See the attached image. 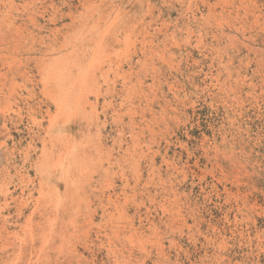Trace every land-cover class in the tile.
Instances as JSON below:
<instances>
[{
  "label": "rangeland",
  "instance_id": "1",
  "mask_svg": "<svg viewBox=\"0 0 264 264\" xmlns=\"http://www.w3.org/2000/svg\"><path fill=\"white\" fill-rule=\"evenodd\" d=\"M107 29L88 115L52 124L48 70ZM0 71V264H264V0H0Z\"/></svg>",
  "mask_w": 264,
  "mask_h": 264
},
{
  "label": "bare ground",
  "instance_id": "2",
  "mask_svg": "<svg viewBox=\"0 0 264 264\" xmlns=\"http://www.w3.org/2000/svg\"><path fill=\"white\" fill-rule=\"evenodd\" d=\"M5 4V3H4ZM96 4V3H95ZM99 8V7H98ZM123 10V9H122ZM121 12V11H120ZM7 13V12H6ZM11 13V12H10ZM13 14V13H12ZM114 19V18H113ZM33 20V19H32ZM34 22V21H33ZM107 22V21H106ZM109 25V24H108ZM15 26V25H14ZM138 30V29H137ZM2 32H4V31H2ZM106 32H108V29L107 30H105L104 32H102L101 34H99V39L98 38H96L95 39V41H94V44L92 45V46H90V47H88L87 46V50L86 51H84V53H81V56H80V58L78 59H76V60H73V59H71V58H68V57H64V58H62L60 61H58V63H56V65L55 66H53L52 67V69H50V70H48L49 72L48 73H50V76H47V77H45L44 78V86H45V89H48V91H49V93H50V98H51V100H53V102H54V104H55V106H56V108H57V112H56V115H54V116H52L51 118H50V122L52 123V124H55L56 122H58V121H60V120H62V119H64V118H67V121H66V124H69L68 123V121H71L72 119H74V118H76L78 115H80L81 113H85V114H87L88 115V108L89 107H91L92 106V102H91V98H92V95H96V91H95V87L97 88V85L98 84H96V82H98V78H97V72H98V70H102V68H103V64H104V62L105 61H107L106 59H107V57H106V54H105V36H106ZM141 32V31H140ZM144 32V31H143ZM30 34V33H29ZM139 34V33H138ZM146 36V35H145ZM144 36V37H145ZM3 37V36H2ZM13 37H15V36H13ZM82 38V37H81ZM145 40V39H144ZM108 41V40H107ZM15 42H17V41H15ZM14 42V43H15ZM93 43V42H92ZM16 44V43H15ZM21 44V43H20ZM109 44V43H108ZM12 45V44H11ZM32 45V44H31ZM112 49V48H111ZM15 50V49H14ZM77 50V49H76ZM117 51V50H116ZM116 51H114V52H116ZM108 52V51H107ZM30 55V54H29ZM9 56H10V54H9ZM15 56V55H14ZM15 58V57H14ZM68 58V59H67ZM7 60V59H6ZM9 60V59H8ZM10 61V60H9ZM15 61V60H14ZM115 61V60H114ZM11 62V61H10ZM8 63V62H7ZM132 63V62H131ZM16 64H18V63H16ZM9 65V64H8ZM133 65V64H132ZM133 67V66H132ZM13 68V67H12ZM114 68V67H113ZM117 68V67H116ZM106 69V68H105ZM25 70V69H24ZM16 71V70H15ZM1 72V71H0ZM2 73V72H1ZM19 73V72H18ZM17 73V74H18ZM3 74H4V72H3ZM2 74V75H3ZM14 74V73H13ZM7 76V75H6ZM128 76V75H127ZM3 77H4V75H3ZM130 79H132V78H130ZM139 80H141V79H139ZM8 81V80H7ZM16 81V80H15ZM132 83V82H131ZM139 83V82H138ZM127 84V83H126ZM130 83H128V85H129ZM5 85V84H4ZM38 86V85H37ZM4 88V87H3ZM13 91V90H12ZM140 93V92H139ZM30 94V93H29ZM47 94H48V92H47ZM2 95V94H1ZM14 95V94H13ZM102 95V94H101ZM120 95V94H119ZM122 96V95H121ZM95 97H97V96H95ZM142 97V96H141ZM7 98V97H6ZM94 99V98H93ZM138 99V98H137ZM140 99V98H139ZM42 100V99H41ZM95 100V99H94ZM112 101V100H111ZM12 102V101H11ZM43 102V101H42ZM47 102V101H46ZM2 103V102H1ZM112 103V102H111ZM94 104H95V102H94ZM135 104V103H134ZM116 106V105H115ZM50 107V106H49ZM44 108V107H43ZM117 108V107H116ZM115 108V109H116ZM121 108V107H120ZM9 109V108H8ZM97 109V108H96ZM6 110V109H5ZM29 110V109H28ZM27 110V111H28ZM52 111V110H51ZM90 111V110H89ZM22 113V112H21ZM1 114V113H0ZM98 114V113H97ZM108 114V113H107ZM110 114V113H109ZM117 114V113H116ZM143 114V113H142ZM3 115V114H2ZM140 115V114H139ZM100 116V115H99ZM119 116V115H118ZM133 116V115H132ZM29 117V116H28ZM43 117V116H42ZM106 117V116H105ZM104 117V118H105ZM30 118V117H29ZM45 118V117H44ZM130 118V117H129ZM139 118V117H138ZM142 118V117H141ZM145 118V117H144ZM32 119H34V118H32ZM115 119V118H114ZM122 119V118H121ZM131 119V118H130ZM137 119V118H136ZM89 120V119H88ZM124 121H125V119H123ZM134 120V119H133ZM109 121V120H108ZM120 121V120H119ZM147 121V120H146ZM91 122V121H90ZM145 122V121H144ZM117 123V122H116ZM77 124V123H76ZM57 125V124H56ZM72 125V124H71ZM79 125V124H78ZM111 125V124H110ZM136 126V125H135ZM144 126V125H143ZM146 126V125H145ZM70 127V126H69ZM121 127V126H120ZM95 128V127H94ZM33 129V128H32ZM131 129H134L133 127L131 128ZM141 129H143V128H141ZM150 129V128H149ZM32 131V130H31ZM80 131H81V129H80ZM100 131V130H99ZM117 131V130H116ZM119 131V130H118ZM142 131V130H141ZM47 132V131H46ZM123 132V131H122ZM144 132V131H143ZM118 133V132H117ZM45 134V133H44ZM96 134V133H95ZM131 134V133H130ZM47 135V134H46ZM78 135V134H77ZM111 135V134H110ZM101 136V135H100ZM100 136H99V138H100ZM106 136V135H105ZM54 137V136H53ZM81 137V136H80ZM90 137V136H89ZM93 137V136H92ZM110 137V136H109ZM132 137V136H131ZM137 137V136H136ZM114 138V137H113ZM116 138V137H115ZM120 139V138H119ZM43 140H44V138H43ZM57 140V139H56ZM144 140V139H143ZM33 141V140H32ZM77 141V140H76ZM101 141V140H100ZM117 141V140H116ZM34 142V141H33ZM56 142V141H55ZM79 142V141H78ZM83 143H81L80 145L83 147V148H85V147H88V148H90L91 147V142L90 141H87V140H85L84 139V141H82ZM93 142V141H92ZM98 142V141H97ZM35 143V142H34ZM42 143V142H41ZM61 143V145L65 148L64 149V152H63V154H62V156H60V158L58 159L59 160V162H57V164L58 165H60V168L62 169L67 163H66V161H67V156H70L71 155V157H72V155H73V153L75 152L74 151V149L76 148V144H75V139H74V136L69 132V131H67L65 134H64V136L60 139V142H59V144ZM94 143V142H93ZM104 143H105V141H104ZM123 143V142H122ZM132 143V142H131ZM45 144V143H44ZM51 144H53V143H51ZM98 144V143H97ZM128 144V143H127ZM43 145V144H42ZM60 145V146H61ZM140 144H138V146H139ZM32 146V145H31ZM58 146V145H57ZM81 146H77V158H79L80 159V161L82 160L83 162H81V163H84V160L86 161V159L88 160V158H87V156H82V154H81V152H79V148L81 147ZM103 146V145H102ZM121 146V145H120ZM141 146H144V144L143 145H141ZM82 147H81V149H82ZM126 147V146H125ZM124 147V148H125ZM30 147H28V149H29ZM38 148V147H37ZM41 148V147H40ZM44 148V147H43ZM46 148V147H45ZM51 148H52V146H51ZM59 148V147H58ZM61 148V147H60ZM98 148V147H97ZM80 149V150H81ZM150 149V148H149ZM35 150V149H34ZM44 150V149H43ZM42 150V151H43ZM51 150V149H50ZM92 150V149H91ZM109 150V149H108ZM110 150H111V148H110ZM109 150V151H110ZM49 151V150H48ZM54 151V150H53ZM74 151V152H73ZM130 151V150H129ZM134 151V150H133ZM23 152V151H22ZM45 152V151H44ZM43 152V154H45ZM95 152V151H94ZM113 152V151H112ZM61 153V152H60ZM70 153V154H69ZM75 153H74V156H75ZM96 153V152H95ZM94 153V154H95ZM104 154H106V153H104ZM108 154V153H107ZM110 154V153H109ZM108 154V155H109ZM56 155V154H55ZM103 155V154H102ZM23 156H25V154H23ZM52 156H54L53 155V153H52ZM93 156V155H92ZM97 156H99V155H97ZM143 156V155H142ZM27 157V156H26ZM35 157V156H34ZM36 157H37V155H36ZM42 157H44V156H42ZM56 157V156H55ZM39 158V157H38ZM41 158V157H40ZM51 158H53V157H51ZM110 158V157H109ZM12 159V158H11ZM25 159V158H24ZM29 159V158H28ZM78 159V160H79ZM35 160V159H34ZM44 160V159H43ZM47 160V159H46ZM69 160H70V157H69V159H68V161L67 162H69ZM102 160V159H101ZM118 160V159H117ZM25 161V160H24ZM23 161V162H24ZM48 161V160H47ZM89 161H91V160H89ZM119 161V160H118ZM132 161V160H131ZM15 162V161H14ZM94 162H95V160H94ZM37 163V162H36ZM40 163H41V161H40ZM43 163V162H42ZM54 163V162H53ZM75 163V162H74ZM101 163V162H100ZM116 163V162H115ZM50 164V163H49ZM56 164V163H55ZM122 164V163H121ZM120 164V165H121ZM134 164V163H133ZM36 165V164H35ZM34 165V166H35ZM46 165V164H45ZM51 165V164H50ZM73 165V164H72ZM76 165V164H75ZM86 165H87V163H86ZM117 165V164H116ZM40 166H43V165H40ZM90 166V165H89ZM95 166V165H94ZM98 166V165H97ZM96 166V167H97ZM53 167V166H52ZM87 167V166H86ZM15 168V167H14ZM50 168V167H49ZM58 168V167H57ZM66 168V167H65ZM7 169V168H6ZM48 169V168H47ZM56 169V168H55ZM59 169V168H58ZM79 169V168H78ZM78 169H76V170H78ZM86 168H83V170H85ZM87 169H88V167H87ZM94 169V168H93ZM9 170V169H8ZM54 170V169H53ZM82 170V169H81ZM23 171V170H22ZM41 171V170H40ZM39 171V172H40ZM51 171V170H50ZM60 171V170H59ZM63 171H64V169H63ZM62 171V172H63ZM19 172V171H18ZM17 172V173H18ZM29 172V171H28ZM27 172V173H28ZM43 172V171H42ZM84 172V171H83ZM82 172V173H83ZM86 172V171H85ZM102 172V171H101ZM105 172H107V170L105 171ZM110 172H112V171H110ZM110 172H108V173H110ZM144 172V171H143ZM52 173H54L53 171H52ZM59 173V172H58ZM57 173V174H58ZM68 173H70V172H68ZM92 173V172H91ZM94 173V172H93ZM96 173V172H95ZM11 174V173H10ZM19 174V173H18ZM35 174H37V173H35ZM38 174H40V173H38ZM60 174V173H59ZM58 174V175H59ZM125 174V173H124ZM128 174V173H127ZM142 174V173H141ZM43 175V174H42ZM48 175H52V174H48ZM62 175V174H61ZM90 175V174H89ZM129 175V174H128ZM11 177V176H10ZM9 177V178H10ZM23 177V176H22ZM30 177V176H29ZM42 177V176H41ZM48 177V176H47ZM47 177H45V178H47ZM63 177L64 176H62L61 178H60V180L61 179H63ZM78 177V176H77ZM84 177V176H83ZM113 177V176H112ZM34 178V177H33ZM45 178H43V180L45 179ZM92 178V177H91ZM90 178V179H91ZM128 178V177H127ZM39 179V178H38ZM59 179V178H58ZM30 180V179H29ZM46 180V179H45ZM48 180H51V179H48ZM64 180V179H63ZM102 180V179H101ZM40 181H42L41 179H40ZM82 181V180H81ZM97 181V180H96ZM129 181V180H128ZM127 181V182H128ZM37 182V181H36ZM46 182V181H45ZM63 182V181H62ZM83 182V181H82ZM25 183V182H24ZM61 183V182H60ZM89 183V182H88ZM95 183V182H94ZM111 183H113V182H111ZM21 184H23V183H21ZM79 184H81V183H79ZM85 184V183H84ZM96 184V183H95ZM107 184V183H106ZM38 185V184H37ZM45 185H47L46 183H45ZM73 185V184H72ZM109 185V184H108ZM4 186H6V185H4ZM53 186V185H52ZM126 186V185H125ZM30 187V186H29ZM36 187V186H35ZM96 187V186H95ZM106 187V186H105ZM109 187V186H108ZM53 188H55V187H53ZM66 188V187H65ZM92 188H93V186H92ZM103 188V187H102ZM2 189V188H1ZM3 189H5V188H3ZM7 189H8V187H7ZM37 189V188H36ZM49 189V188H48ZM94 189V188H93ZM105 189V188H104ZM109 189V188H108ZM107 189V190H108ZM84 190H85V188H84ZM88 190V189H87ZM98 190V189H97ZM96 190V191H97ZM102 190V189H101ZM110 190V189H109ZM114 190V189H113ZM43 191V190H42ZM68 191V190H67ZM47 192V191H46ZM69 192V191H68ZM87 192V191H86ZM48 193V192H47ZM53 193H55V191L53 190ZM64 193V192H63ZM77 193V192H76ZM94 193V192H93ZM29 194V193H28ZM42 194V193H41ZM60 194V193H59ZM65 194V193H64ZM67 194V196H68V193H66ZM92 194V193H91ZM110 194H112V193H110ZM114 194V193H113ZM12 195V194H11ZM27 195V194H26ZM43 195V194H42ZM41 195V196H42ZM51 195V194H50ZM56 195V194H55ZM58 195V194H57ZM61 195H63V194H61ZM70 195V194H69ZM37 196V195H36ZM64 196V195H63ZM71 196V195H70ZM72 196H73V194H72ZM94 196V195H93ZM96 196H98V195H96ZM109 196V195H108ZM30 197H32V196H30ZM46 197V196H45ZM56 197H58V198H60L59 196H56ZM74 197H76V196H74ZM80 197H81V195H80ZM14 198V197H13ZM35 198V197H34ZM41 198V197H40ZM53 198V197H52ZM55 198V197H54ZM67 198H69V197H67ZM77 198V197H76ZM75 198V199H76ZM91 198V197H90ZM4 199V198H3ZM22 199V198H21ZM28 199V198H27ZM45 199V198H44ZM51 199V198H50ZM56 199V198H55ZM101 199V198H100ZM105 199V198H104ZM106 199H107V197H106ZM110 199H111V196H110ZM30 200V199H29ZM29 200H28V202H29ZM48 200V199H47ZM63 200V199H62ZM67 200V199H66ZM72 200V199H71ZM92 200V199H91ZM115 200V199H114ZM6 201V200H5ZM22 201V200H21ZM24 201V200H23ZM31 201V200H30ZM60 201V200H59ZM73 201V200H72ZM80 201V200H79ZM16 202V201H15ZM27 202V201H26ZM51 201H49V203H50ZM68 202V201H67ZM109 202V201H108ZM33 203V202H32ZM45 203H48V201L46 202L45 201ZM63 203H64V201H63ZM72 203H74V202H72ZM85 203V202H84ZM97 203V202H96ZM95 203V204H96ZM107 203V202H106ZM23 204H25L24 202H23ZM33 204H35V203H33ZM40 204V203H39ZM43 205H44V203H42ZM55 204V203H54ZM61 204H62V202H61ZM70 204V203H69ZM68 204V205H69ZM77 204V203H76ZM79 204V203H78ZM93 204V203H92ZM118 204V203H117ZM122 204V203H121ZM31 205V204H30ZM38 205V204H37ZM41 205V204H40ZM45 205H47V204H45ZM59 205V204H58ZM83 205V204H82ZM109 205V204H108ZM119 205H120V203H119ZM10 206V205H9ZM49 206V205H48ZM52 206V205H51ZM118 206V205H117ZM121 206V205H120ZM35 207V206H34ZM34 207H33V210H34ZM42 207V206H41ZM98 207V206H97ZM111 207V206H110ZM115 207V206H114ZM1 208V207H0ZM3 208V207H2ZM44 208V207H43ZM62 208V207H61ZM60 208V209H61ZM85 208V207H84ZM89 208V207H88ZM88 208H87V210H88ZM104 208V207H103ZM9 209V208H8ZM59 209V210H60ZM64 209V208H63ZM90 209V208H89ZM106 209V208H105ZM104 209V210H105ZM107 209H108V207H107ZM118 209H120V207L118 208ZM36 210V209H35ZM78 211H79V209H77ZM86 210V209H85ZM98 210V209H97ZM101 210V209H100ZM17 211V210H16ZM16 211H15V213H16ZM22 211V210H21ZM29 211V210H28ZM66 211V210H65ZM81 211V210H80ZM91 211V210H90ZM103 211V210H102ZM108 211V210H107ZM44 212V211H43ZM52 212H53V210H52ZM51 212V213H52ZM68 212V211H67ZM84 212V211H83ZM82 212V213H83ZM105 212V211H104ZM110 212V211H109ZM35 213V212H34ZM49 214H50V212H48ZM60 213V212H59ZM86 213V212H85ZM91 213V212H90ZM120 213V212H119ZM122 213H124V212H122ZM126 213V212H125ZM19 214H21V213H19ZM26 214V213H25ZM74 214H76V213H74ZM81 214V213H80ZM79 214V215H80ZM7 215V214H6ZM46 215V214H45ZM44 215V216H45ZM60 214H58V216H59ZM78 215V216H79ZM82 215V214H81ZM87 215H89V214H87ZM86 215V216H87ZM92 215V214H91ZM1 216V215H0ZM17 216V215H16ZM25 216V215H24ZM54 216V215H53ZM71 216V215H70ZM77 216V215H76ZM116 216V215H115ZM18 217V216H17ZM14 218V217H13ZM31 218H32V215H31ZM36 218V217H35ZM51 218V217H50ZM53 218V217H52ZM86 218V217H85ZM97 218V217H96ZM102 218V217H101ZM110 218H112V217H110ZM5 219V218H4ZM44 219V218H43ZM56 219V218H55ZM75 219V218H74ZM77 219H78V217H77ZM77 219H76V221H77ZM81 219V218H80ZM83 219V218H82ZM38 220H39V218H38ZM46 220H47V218H46ZM48 221V220H47ZM59 221V220H58ZM109 221V220H108ZM115 221V220H114ZM37 222V221H36ZM56 222V221H55ZM60 222V221H59ZM88 222V221H87ZM90 222V221H89ZM111 222V221H110ZM15 223V222H14ZM17 223V222H16ZM31 223V222H30ZM46 223V222H45ZM51 223V222H50ZM54 223V222H53ZM73 223V222H72ZM77 223V222H76ZM122 223V222H121ZM124 223V222H123ZM1 224V223H0ZM4 224V223H3ZM24 224H25V222H24ZM83 224V223H82ZM87 224V223H86ZM6 225H7V223H6ZM41 225H42V223H41ZM50 225V224H49ZM63 225V224H62ZM68 225V224H67ZM70 225V224H69ZM96 225V224H95ZM99 225H100V223H99ZM117 225V224H116ZM115 225V226H116ZM3 226V225H2ZM20 226V225H19ZM32 226V225H31ZM46 226V225H45ZM48 226V225H47ZM78 226V225H77ZM81 226V225H80ZM79 226V227H80ZM123 226V225H122ZM1 227V226H0ZM21 227V226H20ZM26 227H28V226H26ZM36 227V226H35ZM50 227H53V226H50ZM54 227H56V226H54ZM73 227V226H72ZM12 228V227H11ZM30 228V227H29ZM41 228V227H40ZM61 228V227H60ZM64 228V227H63ZM90 228V227H89ZM113 228V227H112ZM115 228V227H114ZM121 228V227H120ZM124 228V227H123ZM134 228V227H133ZM132 228V229H133ZM3 229V228H2ZM13 229V228H12ZM15 229V228H14ZM23 229V228H22ZM21 229V230H22ZM26 229V228H25ZM38 229V228H37ZM84 229V228H83ZM82 229V230H83ZM86 229H87V226H86ZM95 229H97V228H95ZM127 229H129V228H127ZM130 229H131V227H130ZM50 230V229H49ZM82 230H80V231H82ZM135 230V229H134ZM15 231H17V230H15ZM48 231V230H47ZM73 231V230H72ZM76 231H77V228H76ZM98 231V230H97ZM7 232V231H6ZM49 232V231H48ZM48 232H46L47 234H48ZM86 232V231H85ZM100 232H101V230H100ZM114 232V231H113ZM116 232V231H115ZM119 232V231H118ZM122 232V231H121ZM128 232H130V231H128ZM134 232V231H133ZM4 233V232H3ZM14 233V232H13ZM32 233V232H31ZM34 233V232H33ZM49 233H51V232H49ZM79 233V232H78ZM84 233V232H83ZM87 233V232H86ZM131 233V232H130ZM136 233V232H135ZM10 234V233H9ZM15 234V233H14ZM27 234V233H26ZM74 234V233H73ZM80 234H82V233H80ZM90 234V233H89ZM115 234V233H114ZM117 234V233H116ZM2 235V234H1ZM7 235V234H6ZM12 235V234H11ZM10 235V236H11ZM18 235V234H17ZM16 235V236H17ZM43 235V234H42ZM118 235V234H117ZM9 236V235H8ZM9 236V237H10ZM15 236V235H14ZM39 236H40V234H39ZM55 236H56V234H55ZM58 236V235H57ZM75 236V235H74ZM122 236V235H121ZM125 236V235H124ZM13 237V236H12ZM20 237V236H19ZM22 237H23V235H22ZM43 237V236H42ZM61 237V236H60ZM79 237V236H78ZM81 237V236H80ZM79 237V238H80ZM97 237V236H96ZM131 237V236H130ZM21 238V237H20ZM52 238V237H51ZM58 238V237H57ZM64 238V237H63ZM86 238V237H85ZM109 238V237H108ZM9 239V238H8ZM45 239V238H44ZM59 239V238H58ZM88 239V238H87ZM96 239V238H95ZM124 239H125V237H124ZM128 239V238H127ZM130 239H132V237L130 238ZM2 240V239H1ZM3 240H4V238H3ZM23 240V239H22ZM32 240H33V238H32ZM42 240H43V238H42ZM82 240V239H81ZM80 240V241H81ZM93 240V239H92ZM99 240V239H98ZM20 241V240H19ZM45 241V240H44ZM48 241V240H47ZM90 241V240H89ZM109 241V240H108ZM111 241V240H110ZM131 241V240H130ZM9 242H11V241H9ZM29 242H31V241H29ZM50 242V241H49ZM48 242V243H49ZM86 242V241H85ZM104 242H105V240H104ZM124 242V241H123ZM3 243H6V242H3ZM14 243V242H13ZM21 243V242H20ZM44 244H45V242H43ZM53 243H54V241H53ZM68 243H69V241H68ZM89 243V242H88ZM87 243V244H88ZM103 243V242H102ZM101 243V244H102ZM112 243V242H111ZM24 244H26V243H24ZM31 244H32V242H31ZM85 244V243H84ZM93 244V243H92ZM97 244V243H96ZM107 244V243H106ZM128 244V243H127ZM1 245H2V243H1ZM17 245V244H16ZM73 245V244H72ZM74 245H76L75 243H74ZM81 245H82V243H81ZM110 245V244H109ZM114 245H116V244H114ZM122 245V244H121ZM120 245V246H121ZM10 246V245H9ZM23 246V245H22ZM27 246V245H26ZM41 246V245H40ZM39 246V247H40ZM46 246V245H45ZM48 246V245H47ZM113 246V245H112ZM123 246V245H122ZM126 246V245H125ZM132 246V245H131ZM6 247H7V245H6ZM43 247H44V245H43ZM53 247V246H52ZM60 247H61V245H60ZM59 247V248H60ZM71 247V246H70ZM89 247H91V246H89ZM97 247V246H96ZM99 247V246H98ZM102 247V246H101ZM117 247V246H116ZM2 248V247H1ZM4 248V247H3ZM8 248V247H7ZM16 248V247H15ZM24 248V247H23ZM51 248V247H50ZM54 248H55V246H54ZM82 248H84V246L82 247ZM86 248H88V247H86ZM110 248H112V247H110ZM42 249V248H41ZM40 249V250H41ZM56 249H57V246H56ZM68 249V248H67ZM70 249V248H69ZM76 249V248H75ZM93 249V248H92ZM91 249V250H92ZM132 249V248H131ZM21 250V249H20ZM45 250V249H44ZM49 250V249H48ZM61 250V249H60ZM62 250H64L63 249V246H62ZM86 250V249H85ZM88 250V249H87ZM86 250V251H87ZM99 250V249H98ZM102 250V249H101ZM116 250V249H115ZM133 250V249H132ZM24 251H26V250H24ZM30 251V250H29ZM67 251V250H66ZM84 251V250H83ZM90 251V250H89ZM19 252V251H18ZM21 252V251H20ZM44 252V251H43ZM46 252V251H45ZM48 252V251H47ZM50 252V251H49ZM48 252V253H49ZM62 252V251H61ZM92 252H93V250H92ZM98 252V251H97ZM134 252V251H133ZM11 253H12V251H11ZM76 253V252H75ZM85 253V252H84ZM94 253V252H93ZM108 253V252H107ZM124 253V252H123ZM8 254V253H7ZM16 254V253H15ZM21 254V253H20ZM33 254V253H32ZM55 254V253H54ZM65 254V253H64ZM24 255V254H23ZM46 255V254H45ZM47 255H49V254H47ZM56 255V254H55ZM60 255V254H59ZM2 256V255H1ZM51 256V255H50ZM11 257V256H10ZM14 257V256H13ZM16 257V256H15ZM39 257V256H38ZM37 257V258H38ZM43 257V256H42ZM49 257V256H48ZM52 257V256H51ZM110 257V256H109ZM57 258H59V257H57ZM68 258V257H67ZM123 258V257H122ZM125 258V257H124ZM127 258V257H126ZM13 259V258H12ZM77 259V258H76ZM119 259V258H118ZM16 260H17V258H16ZM18 260H19V258H18ZM21 260H22V258H21ZM52 260V259H51ZM55 260V259H54ZM79 260V259H78ZM123 260V259H122ZM125 260V259H124ZM129 260V259H128ZM5 261V260H4ZM31 261V260H30ZM34 261V260H33ZM41 261H43L42 259H41ZM50 260H48L47 262H49ZM68 261V260H67ZM70 261V260H69ZM73 261V260H72ZM120 261V260H119ZM15 262V261H14ZM40 262V261H39ZM44 262V261H43ZM46 262V261H45ZM56 262V261H55ZM58 262V261H57ZM56 262V263H57ZM86 262V261H85ZM117 262V261H116ZM129 262H130V260H129ZM13 263V262H12ZM37 263V262H36ZM35 263V264H36ZM49 263H51V261L49 262ZM59 263V262H58ZM57 263V264H58ZM88 263V262H87ZM93 263V262H92ZM113 263H115V262H113ZM32 264H34V263H32ZM38 264H41V263H38ZM46 264V263H45ZM60 264H62V263H60ZM68 264H69V262H68ZM70 264H71V262H70ZM81 264V263H80Z\"/></svg>",
  "mask_w": 264,
  "mask_h": 264
}]
</instances>
